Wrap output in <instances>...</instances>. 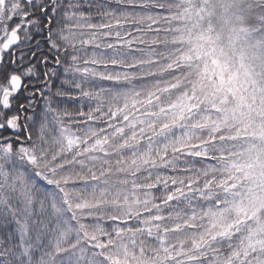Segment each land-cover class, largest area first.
<instances>
[{
	"label": "snow or ice",
	"instance_id": "1",
	"mask_svg": "<svg viewBox=\"0 0 264 264\" xmlns=\"http://www.w3.org/2000/svg\"><path fill=\"white\" fill-rule=\"evenodd\" d=\"M0 264H264V0H0Z\"/></svg>",
	"mask_w": 264,
	"mask_h": 264
}]
</instances>
